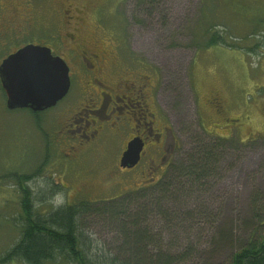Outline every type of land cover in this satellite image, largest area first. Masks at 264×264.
Wrapping results in <instances>:
<instances>
[{"label": "rangeland", "instance_id": "374dc122", "mask_svg": "<svg viewBox=\"0 0 264 264\" xmlns=\"http://www.w3.org/2000/svg\"><path fill=\"white\" fill-rule=\"evenodd\" d=\"M205 26L222 30L225 43L197 49ZM25 33L28 42L52 47L74 77L66 97L37 123L27 110H8L0 87V257L17 242L22 224L14 173L30 177L23 186L34 211L44 214L66 202H105L153 184L198 142L216 137L240 146H228L217 174L186 200L196 221H181L174 237L164 232V238H175L173 250L192 249L182 264H217L250 235H264V0H157L148 6L138 0H0V56L21 46ZM82 52L100 86L82 72ZM100 92L133 104L118 101L121 110L106 120L110 130L80 146L81 110L95 105ZM144 106L154 115L147 119L154 133H163L147 144L162 149L148 147L136 167L122 169L129 132L144 129L133 121ZM155 218L149 219L154 232L161 227ZM88 223L95 246L119 244L114 225ZM221 230H229L230 244L219 245Z\"/></svg>", "mask_w": 264, "mask_h": 264}, {"label": "trees", "instance_id": "16d2710c", "mask_svg": "<svg viewBox=\"0 0 264 264\" xmlns=\"http://www.w3.org/2000/svg\"><path fill=\"white\" fill-rule=\"evenodd\" d=\"M156 2L138 0L146 6ZM216 31L213 26L203 27L200 35L203 41L197 42V49L225 43L222 30ZM252 49L257 50L256 44ZM230 145L236 148L240 143L232 145L229 138L219 137L198 142L173 161L153 184L105 202H66L44 214L34 211L30 193L23 186L30 177L14 173L20 187L22 224L17 242L0 257V264L15 260L22 264H48L55 259L65 264H182L191 256L192 249L173 250L178 247L172 242L175 238L166 240L163 233L174 237L171 231L176 226L182 228L187 219L196 221L195 209H187L186 200L217 174ZM152 215L161 222L155 232L156 228L149 224ZM89 219L114 225L119 244L111 249L95 246V240L85 230ZM230 239L229 230L220 231L219 245L230 244ZM217 264H264V235H250L225 262Z\"/></svg>", "mask_w": 264, "mask_h": 264}, {"label": "water", "instance_id": "95a60500", "mask_svg": "<svg viewBox=\"0 0 264 264\" xmlns=\"http://www.w3.org/2000/svg\"><path fill=\"white\" fill-rule=\"evenodd\" d=\"M64 60L46 46L26 44L0 63V84L8 110L41 112L54 107L70 87ZM143 142L135 137L127 142L119 158L122 169H131L140 160Z\"/></svg>", "mask_w": 264, "mask_h": 264}, {"label": "flooded vegetation", "instance_id": "af4514ba", "mask_svg": "<svg viewBox=\"0 0 264 264\" xmlns=\"http://www.w3.org/2000/svg\"><path fill=\"white\" fill-rule=\"evenodd\" d=\"M22 36H21V38H23V42H21L20 44H22L21 46H16L13 50H12V52L10 51L9 53H7V54H5L4 56H3V54L1 55V56H3L2 58H1V60H0V63H1V61L5 58V57H7L9 54H11V53H13V52H15L17 49H19V48H21L22 46H24V45H26V44H34V45H41V46H46V47H48L49 49H50V51H51V53L53 54V55H55V56H59V55H57V54H55V52L53 51V48L52 47H50V46H48L46 43V45H44L41 41H36V40H34L35 41V43H32V42H28V40H31V39H27V37H29L28 35L29 34H21ZM55 36V35H54ZM57 37H55V39H56ZM58 40H59V38H58ZM60 41V40H59ZM55 42H56V40H55ZM0 56V57H1ZM78 56H80V58H81V60L79 61L80 62V65H81V69L83 70L82 72L83 73H86V75L88 74V76H90L91 77V80H92V83H93V85L95 84V83H97V82H95L96 81V79L93 77V75L95 74L94 73V71L92 70V64L90 63V62H88V60H87V58L84 56V52H82V53H80V55H78ZM88 56H90V58H93L94 57V55H88ZM60 58H62L61 56H59ZM64 60V59H63ZM101 60V59H100ZM66 63V65H67V67H68V70H69V72H68V75H69V79H70V87H69V90L71 89V86H72V77H74V73H71V71H70V68H69V66H68V64H67V62H65ZM77 76V75H76ZM95 82V83H94ZM96 86H100L98 83H97V85ZM0 87H1V84H0ZM109 88V90H110V87H108ZM69 90H68V92H69ZM68 92H67V94H68ZM66 94V95H67ZM66 95H65V97H66ZM79 96V94L77 95V97ZM94 97H95V105L94 104H92V103H90V107H87V108H84L83 110H81L80 112V114H81V116H80V118L83 120V125H82V127L80 128V131H82V136L81 135H79L80 136V141H78V144H80V146L81 145H84V146H86V145H90V144H92L96 139H98V137L100 136V133L102 132V131H104V130H106V128L108 129V130H110L109 129V127H107L106 126V124L108 123V121L106 122V120L108 119L109 120V117L112 115V113H114L115 111H117V110H121V107H117L118 106V101H122V102H124L125 101V99H126V101L129 103V105H130V103H132L133 104V102H132V100L131 99H129V98H127L126 96H124V95H121L120 97L118 96L117 98H114V97H112L110 94H107L106 92H100V93H94V95H93ZM62 100V99H61ZM60 100V101H61ZM89 101H92L93 99H88ZM124 100V101H123ZM98 101V102H97ZM135 103H137L136 105H138V103L139 102H135ZM134 103V104H135ZM113 105V106H110V105ZM94 105V106H93ZM97 105V106H96ZM96 106V107H95ZM92 107V108H91ZM138 107H139V105H138ZM124 108V107H123ZM144 108L145 109H142V108H140V110H139V114H138V116L137 117H135L134 118V122H135V126L134 127H137V125L139 126V127H142V128H144L142 131H139V130H137V129H135V128H133L134 129V132H129V139L131 140V139H133V138H135V137H138V138H140L141 140H142V142H143V148H142V151H141V153H140V160L142 159V157H143V155H144V153H145V151L147 150V148L149 147V149H150V151L151 150H155L156 148L157 149H162V145H160V147H158V146H156L155 144H147V141L146 140H148L149 138H151V137H162L163 136V133H162V135L161 134H159V133H154V131H153V128H152V121H150V120H147L148 119V117H151V118H154V115L153 114H151L150 112L148 113V109L144 106ZM24 110H27L28 112H30L34 117H36L34 120H35V123H37L38 122V120L36 121V119H39V116L40 115H42V112L44 113V111H46V110H44V111H41V112H33V111H31V110H29V109H24ZM146 112V113H145ZM94 115V116H96V120H91V121H88V116L89 115ZM97 114H101V115H103L104 116V118H105V123H98V121L100 122V121H103L102 120V117H99V119H98V116H97ZM86 118V119H85ZM40 120V119H39ZM79 121V120H78ZM137 124V125H136ZM90 127H92L91 129H90ZM86 128H88L89 130H88V132L87 131H85L86 130ZM76 138V137H75ZM158 139V138H157ZM75 141H76V139H74V140H72V143H73V145H70L69 147H68V154H66L65 156L68 158V161H70V160H73V158H74V151H75V149H76V145H75ZM77 142V141H76ZM126 144H127V141H126V143H124V147H123V151L125 150V148H126ZM140 160H139V162H140ZM138 162V163H139ZM138 163H137V165H138ZM136 165V166H137ZM136 166H134V167H136ZM133 167V168H134ZM133 168H131V169H133Z\"/></svg>", "mask_w": 264, "mask_h": 264}]
</instances>
